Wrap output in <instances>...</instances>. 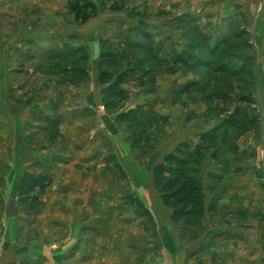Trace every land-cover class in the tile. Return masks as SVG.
I'll use <instances>...</instances> for the list:
<instances>
[{"label": "rangeland", "instance_id": "1", "mask_svg": "<svg viewBox=\"0 0 264 264\" xmlns=\"http://www.w3.org/2000/svg\"><path fill=\"white\" fill-rule=\"evenodd\" d=\"M0 176V262L264 264V0H0Z\"/></svg>", "mask_w": 264, "mask_h": 264}, {"label": "trees", "instance_id": "2", "mask_svg": "<svg viewBox=\"0 0 264 264\" xmlns=\"http://www.w3.org/2000/svg\"><path fill=\"white\" fill-rule=\"evenodd\" d=\"M199 149L183 143L168 154L155 170V182L166 207L172 209L176 224L187 222L193 215V192L198 187Z\"/></svg>", "mask_w": 264, "mask_h": 264}, {"label": "crops", "instance_id": "3", "mask_svg": "<svg viewBox=\"0 0 264 264\" xmlns=\"http://www.w3.org/2000/svg\"><path fill=\"white\" fill-rule=\"evenodd\" d=\"M219 4H220V6L222 4L224 5V7H225L224 12H225L226 16L231 14L233 12V10L236 9L235 7H237V5H238V3H235L236 5L235 4L233 5V4H230V3L228 4V2H225V1L224 2L222 1ZM214 6H216V5H214V4L211 5V3H209V7H211V9L212 8L214 9ZM0 181H1V176H0ZM72 242H74L73 244L76 245V240H74ZM68 243L69 244L67 246L71 247L72 246L71 245V241H69ZM33 253L34 254H32V255L28 254V255H25V256H21L22 258L19 259L21 261V264L24 263V262L25 263L26 262L29 263V262H33V261L34 262L45 261V263L49 262L50 264H72V263L76 264L77 262L79 263L77 255H75L74 257H72V256L70 257V256H66L65 254L64 255H59V256L51 254V257H50L49 254L46 251H44V250H39V251L33 252ZM195 253H197V252H194L193 254L195 255ZM203 254L202 253H200L199 255L196 254L197 258H195V259H198V258L200 259L199 256H201V258H202ZM231 256L233 258L234 255H231ZM240 260H241L240 258H239V260L233 259V260L230 261L229 264L240 263ZM180 262H181L180 260L176 259L175 264H182L183 263V262H181V263ZM221 262L223 263L224 261H221ZM0 264H18V260L16 258L9 257L6 260L4 259L3 262L1 261ZM194 264H214V263H213L212 260L207 261V260H204V259H200L198 262H195Z\"/></svg>", "mask_w": 264, "mask_h": 264}]
</instances>
